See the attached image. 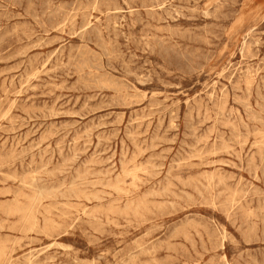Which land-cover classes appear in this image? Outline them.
Masks as SVG:
<instances>
[{"label":"rangeland","instance_id":"rangeland-1","mask_svg":"<svg viewBox=\"0 0 264 264\" xmlns=\"http://www.w3.org/2000/svg\"><path fill=\"white\" fill-rule=\"evenodd\" d=\"M0 264H264V0H0Z\"/></svg>","mask_w":264,"mask_h":264},{"label":"bare ground","instance_id":"bare-ground-1","mask_svg":"<svg viewBox=\"0 0 264 264\" xmlns=\"http://www.w3.org/2000/svg\"><path fill=\"white\" fill-rule=\"evenodd\" d=\"M35 189V188H34ZM36 191V190H35Z\"/></svg>","mask_w":264,"mask_h":264}]
</instances>
